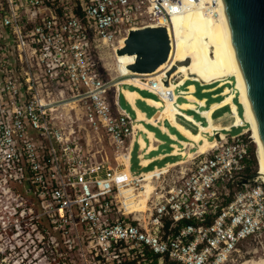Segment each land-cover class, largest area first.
I'll list each match as a JSON object with an SVG mask.
<instances>
[{
  "label": "built area",
  "instance_id": "1",
  "mask_svg": "<svg viewBox=\"0 0 264 264\" xmlns=\"http://www.w3.org/2000/svg\"><path fill=\"white\" fill-rule=\"evenodd\" d=\"M217 2L0 0V191L23 202L15 215L27 211L94 264H229L262 236L264 183L256 170L244 183L252 155L243 135L215 134L185 168L151 174L145 195V176L119 162L135 121L111 102L118 84L99 64L101 44L115 55L117 37L143 27L166 28L170 58L171 17ZM89 134L115 148L114 166L90 154Z\"/></svg>",
  "mask_w": 264,
  "mask_h": 264
},
{
  "label": "rangeland",
  "instance_id": "2",
  "mask_svg": "<svg viewBox=\"0 0 264 264\" xmlns=\"http://www.w3.org/2000/svg\"><path fill=\"white\" fill-rule=\"evenodd\" d=\"M159 21L162 23V19ZM118 40L119 38L117 37L113 45L118 46L116 49L123 48L125 39L119 42ZM189 45L188 43L185 52L180 54L178 63L170 73V76L164 77L166 78L165 81L169 83L167 86L164 84L163 78L152 80V82L128 81L126 84H119V93L122 90L125 100L136 112L137 119L135 122L144 121L145 123L156 125L163 120L168 121L191 144L194 143L197 145L196 150L199 154L208 151L214 146L213 136L215 134L221 137H237L243 135V140L249 141V145H251L253 150L254 164H252L251 169L252 171L256 170L259 172L256 145L253 142L251 130L247 128L248 114L239 94L238 86L234 78L231 77V65L228 61L225 48L222 45H217L209 49L200 47L194 52H190L191 47ZM188 47L189 50H187ZM97 51L100 55L99 64H107L106 72L102 70V78L107 80L115 79L120 74L118 66L134 58L127 55H114L111 47L103 46V44L100 45ZM185 61H189V63L181 64ZM146 84L148 87H145ZM192 84L195 86L197 93L203 89L199 85L205 86V89L214 88L215 90L209 95H205V97L210 102L212 100L209 97L210 95H220V97L216 98L218 102L212 103L207 109L198 112L195 104L204 107L205 101L194 97V86ZM155 88L160 89L156 90ZM143 89L150 91L155 96V98L153 97L155 101L146 99V103L155 109V112L149 111L147 113L148 117L150 116L149 118H146L141 111L135 108V101L140 99V95L137 92H140V90L143 91ZM178 91H180V95L186 102L181 103L183 102L182 99L177 100ZM142 93L146 96L148 95V93ZM115 96V91L113 90L110 94L111 102L115 101ZM120 105L121 107H126L124 106L123 99L120 100ZM187 110L196 111L205 119L206 125L201 126L197 124L192 117L184 112ZM217 110L220 111L215 116L217 122H214L211 119V115ZM71 114L73 121L76 122L75 115L73 113ZM66 116L65 113L60 114L62 118ZM79 116L82 117L81 115ZM178 117L185 122L197 125L198 131L194 134L191 133L178 122ZM83 123L84 120L78 122V125H83ZM202 124L205 123L203 122ZM166 125L168 126V124ZM169 130L172 133L175 132L171 128ZM142 131L147 133L148 138L151 140L149 151L153 149V135L147 132L142 125L137 124L134 126V136L131 144L132 147L129 149L127 170L131 168L130 161H133L135 165L138 152L145 148V144L140 138V132ZM79 135L83 138L85 135L83 130ZM82 143L84 144V142ZM182 146L187 149L189 142H182ZM88 149L90 150V154H94L95 160L100 161L101 157L106 154L110 164H115L114 159L117 157L116 150L104 135L98 138L95 135L89 134ZM123 154L127 157L126 152ZM183 155L182 150H174L173 154L168 157L169 161L161 165L162 170L168 167H171L169 168L170 171H177L180 167L185 168L190 163L192 157L188 159L185 157L183 161L186 164H180ZM121 160L126 161L124 157ZM150 163L141 164L138 167L140 170L137 174L142 175L148 171H153L155 167L151 170L148 169L151 165ZM151 174L144 175L146 178L145 181L147 182L145 195L151 190L148 184ZM143 184H145L144 181L141 182V185ZM28 198L30 199V197ZM22 203L21 200L14 197V194H5L2 190L0 191V264H94V260L90 256L86 255L85 257H81L75 254L74 251H69L68 247L60 240L56 242L50 240V235L43 232V228L45 227L44 223H39L36 226V223L31 221V216L27 211L15 215L14 208L21 206ZM23 207H25V204ZM229 264H264V233L256 241H247L242 244L240 249L232 255Z\"/></svg>",
  "mask_w": 264,
  "mask_h": 264
},
{
  "label": "water",
  "instance_id": "3",
  "mask_svg": "<svg viewBox=\"0 0 264 264\" xmlns=\"http://www.w3.org/2000/svg\"><path fill=\"white\" fill-rule=\"evenodd\" d=\"M220 1L264 156V0ZM123 46L115 54L134 57V63L127 69L135 74L154 73L168 61L170 54V42L164 27L129 30ZM164 84L169 83L165 81ZM257 176L248 177L244 183Z\"/></svg>",
  "mask_w": 264,
  "mask_h": 264
},
{
  "label": "bare ground",
  "instance_id": "4",
  "mask_svg": "<svg viewBox=\"0 0 264 264\" xmlns=\"http://www.w3.org/2000/svg\"><path fill=\"white\" fill-rule=\"evenodd\" d=\"M205 1L206 0H204V2ZM184 5L186 4L184 3ZM162 23H165L163 19ZM168 26L170 29V39L172 47L168 62L164 63L152 74H135L128 71L127 69V67L133 64L135 61V58H131L127 63L118 66V71L120 74L113 80L114 83L123 85L128 81H151L166 77L167 73H171L176 67L180 54L185 52V48L188 43L190 44L189 47H191L190 52H194L200 47H202L203 49H209L217 45H222L225 48L228 61L231 65V77L234 78V81L238 86L239 94L248 114L247 128H249V130H251L252 132V139L254 144L256 145V157L260 169L258 175L264 183V156L262 147L257 135L255 122L249 107V103L247 101L244 84L242 82V78L232 49L230 35L227 28L221 1L218 0L216 4H212L207 12H204L201 7H198L193 11L187 12L185 15H173L168 21ZM189 47L187 50H189ZM131 144L129 149L131 148ZM140 160L141 164L150 162V160L143 158H140ZM160 170H162L161 166H159L158 168L155 167L153 171H148L142 174V176L156 173Z\"/></svg>",
  "mask_w": 264,
  "mask_h": 264
},
{
  "label": "crops",
  "instance_id": "5",
  "mask_svg": "<svg viewBox=\"0 0 264 264\" xmlns=\"http://www.w3.org/2000/svg\"><path fill=\"white\" fill-rule=\"evenodd\" d=\"M117 86H119V84ZM199 87L200 88L202 87L203 89H201L197 93L196 88L194 86L193 95H194V97H196L199 100H204L205 101V106L202 107V106H199V105L195 104V108L197 109L198 112L207 109L210 106V104L218 102L216 100V98L220 97V95H210L209 97L212 98V100L210 102H208V100L205 97V95H209L215 89L214 88L205 89L204 88L205 86H200V85H199ZM140 92H137L140 95V99H137L135 101V108L138 109L139 111H141L145 115L146 118H149L150 116L148 117L147 113L149 111H154L155 112V109L153 107H151L148 103H146V99H151V100L155 101V99H154L155 96L152 93H150V91H147L145 89H143V91L140 90ZM142 92L148 93V95L146 96ZM115 95L116 96H115L114 99L118 103V108L120 110H123L127 114H129V116L132 119L134 118L133 120L136 121V119H137L136 112L134 111L133 107L129 103H127V101L125 100V97H124V95L122 93V90H120V93H119V87H118V91L117 92L115 91ZM121 95H122V97H121ZM121 99H123L124 106H126V107H121V105H120V100ZM178 99H182L183 100V102H181V103L186 102L182 98V96L180 94L178 96ZM218 111H220V110H217L216 112H214L211 115V119L214 122H217L215 116H217L216 114H217ZM184 112L187 115H189L190 117H192L193 120L195 122H197V124H199L201 126H205L206 125L205 119H203L196 111L187 110V111H184ZM178 119H179L178 122L181 123L191 133L194 134V133H196L198 131L197 125H193L191 123L185 122L179 117H178ZM203 122L205 124H202ZM137 124L142 125L147 132H150L153 135V138H154V142L152 143L153 144V149L151 151H149V147L151 145V140L148 138L147 133H144L143 131L140 132V138L144 142L145 148L138 152V155H137V157L135 159V165H134L133 161H130V167L131 168H130V170H127L126 168H127V165H128V158L124 156L126 161L119 159V162L121 161L120 163H122L124 165L123 166V170L126 171V172H131V173H136L137 174V172L140 170V169H138V167L141 166L140 158L150 160V162H151L150 164L151 165L149 166L148 169L151 170L154 167L158 168L163 163L166 164L169 161L168 157L171 156L173 154V151L176 150V149L182 150V153H184L183 157L181 158V163L184 162L183 159L185 157H186V159H188V158H190L192 156H195V155L199 154V153H197V150H196V146L197 145H195L194 143L191 144V142L188 141L187 139H185L174 127H172L169 124L168 121L163 120L162 122L157 123L156 125H151V124L145 123L144 121L135 122V126ZM166 124H168V126ZM170 128L173 129L175 132L174 133L170 132V130H169ZM177 134L179 135V137H178ZM185 141L187 143L189 142V147H187V149L182 146V142H185ZM130 144L128 145V143H127L128 149L130 147ZM127 153H128V151H127ZM114 165L112 164V166H114ZM134 166H135V168H134ZM169 168H171V167H168L166 169H169ZM166 169H164V170H166Z\"/></svg>",
  "mask_w": 264,
  "mask_h": 264
},
{
  "label": "trees",
  "instance_id": "6",
  "mask_svg": "<svg viewBox=\"0 0 264 264\" xmlns=\"http://www.w3.org/2000/svg\"><path fill=\"white\" fill-rule=\"evenodd\" d=\"M248 143H250L249 141H247ZM250 152H251V155H252V162L250 163V168L248 167L247 168V170H246V177H250V176H252V175H254L255 174V171H252V169H251V167H252V164H254V158H253V150H252V148H251V145H250ZM44 226H45V224H44Z\"/></svg>",
  "mask_w": 264,
  "mask_h": 264
}]
</instances>
